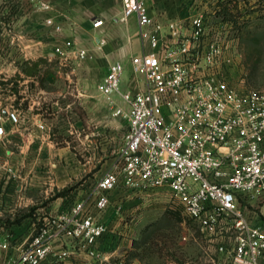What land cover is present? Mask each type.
<instances>
[{
    "label": "built area",
    "instance_id": "2783aa9c",
    "mask_svg": "<svg viewBox=\"0 0 264 264\" xmlns=\"http://www.w3.org/2000/svg\"><path fill=\"white\" fill-rule=\"evenodd\" d=\"M213 2L212 13L191 18L188 34L178 21L165 26L154 20L145 0L126 2L120 20L136 16L149 49L131 58V71L143 87L122 89V62L109 65L99 86L113 115L127 119L128 130L120 167L98 182V214L76 203L35 226L8 259L1 256L8 243L0 239V264H54L76 253L91 258L87 264H129L98 249L109 232L99 214L120 185L146 196L168 193L215 246L209 264H264V92L232 77L239 66L233 38L246 20L244 2ZM53 55L66 61L87 52L67 39ZM21 122L16 108L0 114V143L9 139L7 124L13 129Z\"/></svg>",
    "mask_w": 264,
    "mask_h": 264
},
{
    "label": "crops",
    "instance_id": "0c3cea01",
    "mask_svg": "<svg viewBox=\"0 0 264 264\" xmlns=\"http://www.w3.org/2000/svg\"><path fill=\"white\" fill-rule=\"evenodd\" d=\"M127 1L0 0V78L3 75L1 79L7 80L6 77L19 73L22 88L18 85L19 94L14 95L27 102L26 109L17 107L21 124L13 129L7 124L9 139L0 143V239L8 243L1 252L3 259L18 254L32 236L35 226L59 216L76 203L87 204L88 199L93 203L98 197V189L89 192L85 180L72 187V182L79 181L78 172L66 168V140L58 142L54 136L52 122L61 111H66V106L61 108L55 101L47 102L36 82L37 77L26 75L20 69L25 62L31 66L34 62L35 68H39L37 61L40 57H56L53 55L56 45L75 36L80 43L84 41L95 49L98 60L109 65L115 62L124 64L123 90L143 87V79L131 71V58L148 51L149 45L139 36L136 16L127 22L120 20ZM213 1L210 0L209 4L207 0H145V4L154 20L165 26L178 21L183 25L181 32L188 34L191 32V18L204 12L212 13ZM240 9L247 19L250 16L247 8L242 5ZM96 20H102V26L95 27ZM164 32H169L167 27ZM92 40L97 42L96 46ZM58 64L60 69L66 70L64 63ZM2 96L0 90V100ZM8 110L5 107L0 112L6 115ZM120 165L118 155L113 169ZM109 195L110 206L99 214L109 232L100 241L98 249L105 257L112 260L122 258L129 263L131 244L127 246L125 243H129L132 228L127 217L135 205L144 206L149 196L123 185ZM7 230L13 232L6 233ZM67 246H71L70 242ZM66 261L87 264L91 258L85 253H76L63 262Z\"/></svg>",
    "mask_w": 264,
    "mask_h": 264
},
{
    "label": "rangeland",
    "instance_id": "374dc122",
    "mask_svg": "<svg viewBox=\"0 0 264 264\" xmlns=\"http://www.w3.org/2000/svg\"><path fill=\"white\" fill-rule=\"evenodd\" d=\"M242 1L250 16L239 26L243 32L235 33L233 38L239 66L233 70L232 77L236 84L243 81L242 86L264 92V0ZM70 37L76 49L87 52L86 57H73L66 61L59 57H40L38 60H43L36 82L47 102L55 101L61 108L66 106V111H61L52 122L54 136L58 142L66 140V168L78 172L77 179L81 180L72 182V187L85 180V188L91 192L96 190L98 180L113 169L124 144L128 121L113 115L99 90L109 63L98 60L95 49L88 47L84 41L80 43L77 37ZM92 43L97 45L95 40ZM97 49L100 50L99 46ZM58 62L64 63L66 70L60 69ZM24 70L35 72L34 62L32 66L25 62L20 71L26 74ZM64 77L66 80H63ZM1 78H4L3 75ZM1 78L3 96L0 110L23 106L25 100L17 102L18 95H14L16 89L22 88L21 75L6 77L7 80ZM42 102L45 104L46 101L43 99ZM17 103L21 105L17 106ZM147 200L144 206L135 205L134 211L127 217L132 228L129 243H125L127 246L131 244L128 248L129 263L209 264L210 257L215 254V246L203 236L199 226L185 216L171 196L156 192L151 193ZM95 204L88 199L89 213L98 214ZM260 207L255 206L256 210ZM11 232L7 230L6 233ZM55 264L76 263L66 261Z\"/></svg>",
    "mask_w": 264,
    "mask_h": 264
},
{
    "label": "trees",
    "instance_id": "16d2710c",
    "mask_svg": "<svg viewBox=\"0 0 264 264\" xmlns=\"http://www.w3.org/2000/svg\"><path fill=\"white\" fill-rule=\"evenodd\" d=\"M42 60H43V59L38 60V61H37V64L40 65V63H41ZM24 72H26V75H33V76L39 77V75H40V68H37L35 72H34V71H27V70H26V71L24 70ZM14 93L19 94V89H16V90L14 91ZM21 98H22V97L19 96L18 99H17V102H18L19 99H21ZM22 107L26 109V108H27V102L24 103Z\"/></svg>",
    "mask_w": 264,
    "mask_h": 264
}]
</instances>
